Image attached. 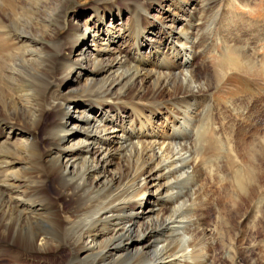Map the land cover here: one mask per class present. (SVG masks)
I'll list each match as a JSON object with an SVG mask.
<instances>
[{
  "label": "bare ground",
  "instance_id": "bare-ground-1",
  "mask_svg": "<svg viewBox=\"0 0 264 264\" xmlns=\"http://www.w3.org/2000/svg\"><path fill=\"white\" fill-rule=\"evenodd\" d=\"M71 1L0 0L2 256L215 264L210 197L198 183L211 154L238 161L243 144L233 127L204 120L212 84L194 63L204 52L197 22L217 0H86L69 14ZM253 179L252 168L233 176L239 208ZM245 223L224 243L223 264L264 263ZM255 223L264 234V220Z\"/></svg>",
  "mask_w": 264,
  "mask_h": 264
},
{
  "label": "rangeland",
  "instance_id": "rangeland-1",
  "mask_svg": "<svg viewBox=\"0 0 264 264\" xmlns=\"http://www.w3.org/2000/svg\"><path fill=\"white\" fill-rule=\"evenodd\" d=\"M149 1L151 0H132L130 4L140 6L141 3L147 4ZM4 2L12 8L16 0ZM85 2L86 0H72L68 6L69 14L85 11ZM213 4L214 7L207 13L199 14L201 19L203 18L202 23L197 22L201 24V31L199 30V36H195L200 45L199 50H204L195 59L196 70H202L203 77L212 84L210 94L213 108L204 120L211 118L217 128L221 125L233 127L230 132L227 130L229 134L240 129V138L236 140L233 132L232 140L237 142L235 144L243 143L239 146L238 161L233 159L231 153L228 157L226 152L221 156L211 154L213 161L207 165V174L198 183L199 187L203 186L205 189L203 199L207 198V195L210 197L211 210L208 213L214 222L211 228L216 229L218 239L214 242L215 264H223L222 247L224 243L228 247L232 245L234 236L241 231L239 223L251 224L249 240L246 242L253 246L254 253L257 247L259 250L264 249V234L255 223L256 219L264 220V0H217ZM218 12L223 16L231 13V17H215ZM142 15H146V12L143 11ZM72 22L75 25L79 23L76 19ZM154 23L158 24L157 21ZM239 44L243 47L241 54L234 50L235 45ZM248 56L257 61L255 66L248 62ZM203 64L206 67H202ZM71 79V84L76 86L82 82L83 74L79 75V71H76ZM73 109L74 105L71 106V110ZM217 131L224 133L220 129ZM251 153H254V158L250 157ZM251 168L254 170V179L247 184L239 208L232 199L237 198L238 194L233 176L237 170L247 175ZM39 200L45 203L40 196ZM3 249L4 247L0 248V263L9 264L11 257L2 256ZM68 258L67 252L55 259L51 258L50 261H33L36 264H63Z\"/></svg>",
  "mask_w": 264,
  "mask_h": 264
}]
</instances>
